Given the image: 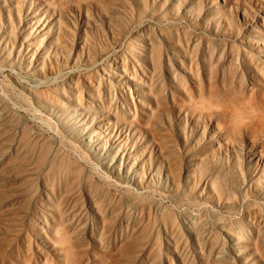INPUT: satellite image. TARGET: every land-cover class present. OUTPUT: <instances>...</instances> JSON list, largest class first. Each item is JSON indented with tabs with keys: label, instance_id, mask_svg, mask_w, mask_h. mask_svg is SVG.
<instances>
[{
	"label": "rangeland",
	"instance_id": "374dc122",
	"mask_svg": "<svg viewBox=\"0 0 264 264\" xmlns=\"http://www.w3.org/2000/svg\"><path fill=\"white\" fill-rule=\"evenodd\" d=\"M0 92V264H264V0H0Z\"/></svg>",
	"mask_w": 264,
	"mask_h": 264
},
{
	"label": "clouds",
	"instance_id": "9594fccd",
	"mask_svg": "<svg viewBox=\"0 0 264 264\" xmlns=\"http://www.w3.org/2000/svg\"><path fill=\"white\" fill-rule=\"evenodd\" d=\"M192 110L197 114L211 111L219 114L224 111V103L222 100L206 101L203 104L191 105ZM261 113L258 109L249 106H238L230 117L229 127L234 135L242 134L243 131L250 126L255 120L260 118Z\"/></svg>",
	"mask_w": 264,
	"mask_h": 264
},
{
	"label": "bare ground",
	"instance_id": "6f19581e",
	"mask_svg": "<svg viewBox=\"0 0 264 264\" xmlns=\"http://www.w3.org/2000/svg\"><path fill=\"white\" fill-rule=\"evenodd\" d=\"M1 95H2V92H0V97H1Z\"/></svg>",
	"mask_w": 264,
	"mask_h": 264
}]
</instances>
